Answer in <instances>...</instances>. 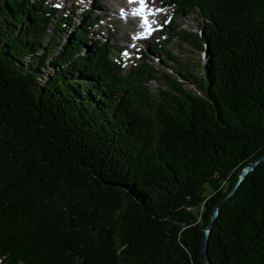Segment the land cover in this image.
Segmentation results:
<instances>
[{
    "label": "trees",
    "instance_id": "obj_1",
    "mask_svg": "<svg viewBox=\"0 0 264 264\" xmlns=\"http://www.w3.org/2000/svg\"><path fill=\"white\" fill-rule=\"evenodd\" d=\"M46 1L0 0V264H203L217 202L264 154V0H162L171 24L195 14L197 33L165 29L205 57L154 42L170 73L147 50L125 72L90 11L75 23ZM208 256L264 264V161Z\"/></svg>",
    "mask_w": 264,
    "mask_h": 264
},
{
    "label": "rangeland",
    "instance_id": "obj_2",
    "mask_svg": "<svg viewBox=\"0 0 264 264\" xmlns=\"http://www.w3.org/2000/svg\"><path fill=\"white\" fill-rule=\"evenodd\" d=\"M122 1V0H118ZM150 6L153 8L154 12L157 13V21L156 26L151 30L149 33L153 34L151 37H148L150 34L146 33L145 37H148L147 41H141L136 42V36L137 34L129 35L130 30L127 31V26L122 22L121 20L114 22L112 17H109L107 20L99 19L100 16L106 15V12L103 4L107 5L108 8L112 11L113 14H116L115 11L117 10L118 4H115L114 2L111 3L108 0H47L46 3H50L53 5L54 8H56L58 11L56 12L57 17L64 16V14H69L71 11L74 12V20L75 23L77 21L79 22L82 19L83 12L85 10H91L88 14L90 21L93 19L96 20L97 23L90 32V40H98L101 43H106L108 46L113 47L111 50V54L108 55L109 58L112 59H119L124 63V71H129L130 67L137 64L139 62V56L136 55L139 50L147 49L148 52L145 53V56L148 59L147 64L154 68H159L160 70L165 69L166 72L170 73V63H164V57L165 53L161 51H151L149 50V46L151 44H154L156 40L159 42L166 41L169 38V43L165 44V50L170 51L173 55L176 57L178 56L181 59H184L186 61H189L191 64L197 65L199 61L205 60L204 54H201L197 51H192L189 48L184 47L183 52L179 50V45L181 44V40L176 36L175 32L178 30H183L186 32H192L197 33L196 27H197V19L195 14H189L187 16H177L174 18L172 24L171 20L174 17L173 11L170 8H162L160 9L159 6L163 4L162 0H149ZM117 3V2H116ZM123 3V1H122ZM96 5L101 6L102 11H92V8ZM160 11H156L158 8ZM155 8V9H154ZM111 13V14H112ZM112 14V15H113ZM153 21V20H151ZM167 21V22H166ZM138 25V23L136 22ZM52 25H55L52 24ZM172 26L174 27V30L172 32L175 34H168L170 31L169 29H165L166 26ZM135 27V26H134ZM50 28V27H49ZM54 27L51 26V31L47 32L45 43L47 44L49 42V39L52 34V29ZM137 28V26H136ZM171 29V28H170ZM128 32V33H127ZM70 32H68L69 34ZM67 34V35H68ZM63 33H58V36H62ZM59 38V37H58ZM126 48V49H124ZM193 66V65H192ZM45 73H47V69L44 70ZM158 82L152 81L149 83V88L151 92L153 93L154 90L157 88ZM188 90H190V87H187Z\"/></svg>",
    "mask_w": 264,
    "mask_h": 264
},
{
    "label": "water",
    "instance_id": "obj_3",
    "mask_svg": "<svg viewBox=\"0 0 264 264\" xmlns=\"http://www.w3.org/2000/svg\"><path fill=\"white\" fill-rule=\"evenodd\" d=\"M264 161V154L255 158L252 162H250L247 166H245L240 174H239V178L237 179L236 183L234 184V186L227 192L225 193L222 198L217 202L214 210H213V214L211 216V218L209 219L206 228H205V234L203 236L202 239V244H201V259H202V263L203 264H211L209 256H208V240L210 237V233H211V229L212 226L216 220V218L219 215V212L221 210V207L227 202L229 201L230 197L232 195H234L238 189V187L240 186V184L243 182V180L246 178V176L252 172L253 170L256 169V167Z\"/></svg>",
    "mask_w": 264,
    "mask_h": 264
},
{
    "label": "bare ground",
    "instance_id": "obj_4",
    "mask_svg": "<svg viewBox=\"0 0 264 264\" xmlns=\"http://www.w3.org/2000/svg\"><path fill=\"white\" fill-rule=\"evenodd\" d=\"M108 1H110L111 3H115V4H118V2H119V6H122V5H124V4H126L127 2L126 1H124V0H122L123 1V3H122V1H118V0H108ZM117 2V3H116ZM146 2L148 3V5L150 6V1L149 0H146ZM103 7H104V9H105V11H107L106 12V15H108L109 17H112V19L114 20V22H116V18L114 17V15H112L111 13H112V11L108 8V6L105 4H103L102 5ZM141 6H139V8H140ZM145 8V7H144ZM144 15H143V20H146L147 21V23L145 24L146 26H148L150 23H152L150 20L151 19H153V21H157V16H156V13L154 12V10L153 9H151V6L150 7H148L147 8V10H144ZM152 17V18H151ZM99 19H104L102 16H100L99 17ZM105 20H107V19H105ZM134 26H136L135 24H134V22L133 21H131L130 19H128L127 20V31L128 30H131L132 28H134ZM153 27V26H152ZM152 27H150L149 28V32H150V30L152 29ZM134 32H139V34H141V33H143V32H145V28H142V29H140V28H138V29H136V30H134ZM128 33V32H127ZM146 34V33H145ZM140 36V35H139ZM145 36V35H144Z\"/></svg>",
    "mask_w": 264,
    "mask_h": 264
},
{
    "label": "snow or ice",
    "instance_id": "obj_5",
    "mask_svg": "<svg viewBox=\"0 0 264 264\" xmlns=\"http://www.w3.org/2000/svg\"><path fill=\"white\" fill-rule=\"evenodd\" d=\"M130 2H138L140 4V6H141L140 8L133 10V15H142L143 16L146 0H130ZM156 11H160V10L157 9ZM146 23H147V21L142 19L141 26L145 27ZM153 23H155V21H153ZM145 33H149V28L148 27H145V32L141 33L140 36H144ZM136 38H139V37H136Z\"/></svg>",
    "mask_w": 264,
    "mask_h": 264
}]
</instances>
